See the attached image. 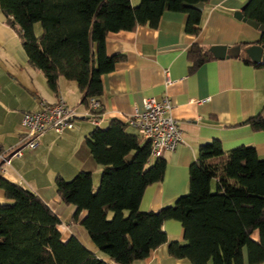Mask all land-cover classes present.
<instances>
[{"label":"trees","instance_id":"16d2710c","mask_svg":"<svg viewBox=\"0 0 264 264\" xmlns=\"http://www.w3.org/2000/svg\"><path fill=\"white\" fill-rule=\"evenodd\" d=\"M208 2L140 0L133 6L131 0H0V6L50 90L58 94L61 78L75 82L81 103L93 121H99L102 103L93 110L89 101H100L103 76L125 59L107 54V36L140 26L158 28L167 11L186 13V32L199 35L202 12L184 4ZM242 14L264 25V0H250ZM259 44L264 45V35ZM242 58L264 70V64L254 63L245 53ZM189 60L194 73L217 58L195 44ZM246 123L254 131H264V109ZM130 127L127 120L114 119L108 128L96 127L86 137L94 161L102 167L96 191L90 171L79 172L71 181L60 175L55 179L60 199L77 209L72 218L79 221L87 212L81 225L112 263L76 237L64 241L62 222L51 208L30 189L0 177L6 199L0 204V264H134L166 244L172 257L187 258L192 264H245L246 253L249 264L263 263L264 159L255 148L226 152L219 140L201 146L190 166L189 192L158 211L142 212L144 194L164 180L167 162L161 156L150 164L151 144L129 133ZM169 220L182 224L185 244L169 240L163 229ZM255 232L259 241L252 237Z\"/></svg>","mask_w":264,"mask_h":264},{"label":"crops","instance_id":"0c3cea01","mask_svg":"<svg viewBox=\"0 0 264 264\" xmlns=\"http://www.w3.org/2000/svg\"><path fill=\"white\" fill-rule=\"evenodd\" d=\"M249 1L209 0L202 11L199 35L186 32V13L169 11L162 16L158 28L140 26L135 31L110 33L106 39L107 54L123 55L125 59L102 78L104 94L99 98L103 106L99 121H93L89 109L81 103L82 95L75 82L61 78L58 94L50 90L44 73L30 64L16 29L8 23L0 6V152L20 147L26 135L23 115L40 110L42 100L56 103L62 98L78 114L73 130L63 134L48 131L37 150L25 149L21 157H14L11 165L0 171V177L36 193L60 218L64 241L76 237L89 251L112 263L81 225L87 212L81 213L79 221L74 220L77 209L63 203L55 186L56 177H63L64 172L76 176L90 171L94 191L97 190L102 167L94 161L86 142L93 129H106L114 119L125 121L135 112H143L149 98L161 100L167 95L171 100V114L181 122L182 143L175 151L162 155L167 162L164 180L148 187L140 204L142 212L158 211L189 192L190 166L198 158L200 147L207 143L219 140L226 152L252 147L264 159V131H254L246 123L264 109V70L242 58L244 50L259 43L263 35L235 17ZM195 44L209 50L239 45L242 53L239 58L209 61L192 73L189 52ZM128 132L138 134L131 127ZM154 162L152 158L150 164ZM5 202L0 189V204ZM163 229L170 241L186 243L180 222L166 221ZM252 237L259 241L258 232ZM134 264L192 262L172 257L166 244ZM245 264H249L247 253Z\"/></svg>","mask_w":264,"mask_h":264},{"label":"built area","instance_id":"2783aa9c","mask_svg":"<svg viewBox=\"0 0 264 264\" xmlns=\"http://www.w3.org/2000/svg\"><path fill=\"white\" fill-rule=\"evenodd\" d=\"M89 107L99 110L101 102L95 98L89 101ZM143 112H135L127 119L128 124L135 128L146 142L152 147V158L157 159L165 152L175 151L182 143L181 122L172 116L173 105L166 95L161 100L149 98L145 100ZM78 114L60 98L56 103L45 100L40 102V110L25 112L22 126L26 129L25 138L19 148L7 153L0 152V171L10 166L14 157H21L23 151H35L40 147L42 137L48 131L63 134L73 130Z\"/></svg>","mask_w":264,"mask_h":264},{"label":"water","instance_id":"95a60500","mask_svg":"<svg viewBox=\"0 0 264 264\" xmlns=\"http://www.w3.org/2000/svg\"><path fill=\"white\" fill-rule=\"evenodd\" d=\"M184 6L189 9H194L202 12L204 10V3L192 5L185 3ZM235 17L243 22H246L251 27L259 30L262 35H264V25H260L252 20H248L243 16L242 13L238 12ZM211 53L215 56V58L219 60H223L226 58H239L242 53L241 46H235L232 48H228L226 46H215L210 49ZM247 58L257 64H264V45L262 44H253L244 50Z\"/></svg>","mask_w":264,"mask_h":264},{"label":"rangeland","instance_id":"374dc122","mask_svg":"<svg viewBox=\"0 0 264 264\" xmlns=\"http://www.w3.org/2000/svg\"><path fill=\"white\" fill-rule=\"evenodd\" d=\"M133 2H134V5L135 6H138L139 5V3H140V0H133ZM36 30H37V33H38V35H40L41 36V34H42V27H41V25L40 24H37V26H36ZM62 159V158H61ZM61 162H62V160H60ZM95 164V163H94ZM92 169V168H91ZM92 171H94V170H92ZM72 174H70L69 172H64V176H63V178L66 180V181H71L75 176H71Z\"/></svg>","mask_w":264,"mask_h":264}]
</instances>
